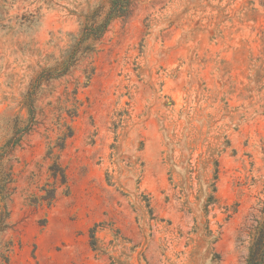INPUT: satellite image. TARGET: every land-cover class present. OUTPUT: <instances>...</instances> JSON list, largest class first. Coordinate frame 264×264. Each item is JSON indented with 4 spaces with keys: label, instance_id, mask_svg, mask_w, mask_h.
<instances>
[{
    "label": "rangeland",
    "instance_id": "obj_1",
    "mask_svg": "<svg viewBox=\"0 0 264 264\" xmlns=\"http://www.w3.org/2000/svg\"><path fill=\"white\" fill-rule=\"evenodd\" d=\"M111 8L0 0V264H247L264 0Z\"/></svg>",
    "mask_w": 264,
    "mask_h": 264
},
{
    "label": "trees",
    "instance_id": "obj_2",
    "mask_svg": "<svg viewBox=\"0 0 264 264\" xmlns=\"http://www.w3.org/2000/svg\"><path fill=\"white\" fill-rule=\"evenodd\" d=\"M111 2L112 8L108 22L113 18L126 17L129 14L131 0H111ZM255 235V242L247 258V264H264V223L260 226Z\"/></svg>",
    "mask_w": 264,
    "mask_h": 264
}]
</instances>
